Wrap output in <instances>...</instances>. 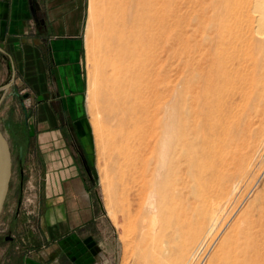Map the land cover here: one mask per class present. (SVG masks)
I'll return each instance as SVG.
<instances>
[{
  "label": "rangeland",
  "instance_id": "374dc122",
  "mask_svg": "<svg viewBox=\"0 0 264 264\" xmlns=\"http://www.w3.org/2000/svg\"><path fill=\"white\" fill-rule=\"evenodd\" d=\"M101 3L86 0L82 111L68 123L77 133L74 139L80 154L76 162L96 216L76 233L64 237L52 234L53 217L48 210L55 204L46 195L44 153L36 136L39 130L33 127V121L27 122L18 100L13 105L0 103V127L8 139L12 159L0 213V264H8V259H42L44 263L57 259L58 264H207L224 237H229L227 244L232 254L223 260H243L241 249L253 248L252 260L264 264V1L189 0L192 7L203 12L208 35L219 36L226 53L239 57L245 92L235 98V103L230 105L228 99L229 104H222L221 120L216 121L219 124L213 138H218L222 156L217 158L214 169H208V179L223 184L224 210L215 230L217 235L213 239L214 232L202 245L200 238H192L190 228L182 236L172 229L151 228L140 205L128 210L124 175L129 167L115 164L104 131L107 124L101 107L102 53L98 46ZM180 11L183 13V8ZM175 48L173 55L165 47L155 53L159 60L153 68L159 75V90L167 89L165 98L185 84L188 73L183 52L179 46ZM160 106L153 103L151 109L155 111ZM135 125L136 128L126 125L127 132L139 133L149 123ZM133 143L138 160L151 162L144 181L138 180L145 184L153 177L152 154L145 150L141 153ZM191 170L192 177L185 180L196 182V166Z\"/></svg>",
  "mask_w": 264,
  "mask_h": 264
},
{
  "label": "bare ground",
  "instance_id": "6f19581e",
  "mask_svg": "<svg viewBox=\"0 0 264 264\" xmlns=\"http://www.w3.org/2000/svg\"><path fill=\"white\" fill-rule=\"evenodd\" d=\"M101 2L98 46L104 131L115 164L129 167L124 175L128 210L140 205L151 228L172 229L180 236L190 228L192 238H200L202 245L208 236L217 235L224 210L225 188L208 179V169H214L222 156V146L213 138L221 106L230 100L231 105L245 93L239 57L226 53L219 36L208 35L203 12L189 0ZM175 45L186 58L188 73L185 84L165 98L167 89L159 90V75L153 68L158 59L155 53L165 47L173 55ZM153 103L161 106L152 111ZM147 122L146 130L127 132L126 125L136 128L135 124ZM132 142L136 150L152 154L153 177L145 184L138 180L144 181L151 162L138 160ZM195 166L196 182L186 181ZM228 238L220 241L207 264L260 263L252 260L253 248L241 249L243 260H223L232 254Z\"/></svg>",
  "mask_w": 264,
  "mask_h": 264
},
{
  "label": "crops",
  "instance_id": "0c3cea01",
  "mask_svg": "<svg viewBox=\"0 0 264 264\" xmlns=\"http://www.w3.org/2000/svg\"><path fill=\"white\" fill-rule=\"evenodd\" d=\"M85 9L86 0H0V103L18 100L27 122L39 130L46 195L55 204L48 215L58 237L78 232L96 216L76 162L77 133L68 125L82 111Z\"/></svg>",
  "mask_w": 264,
  "mask_h": 264
},
{
  "label": "water",
  "instance_id": "95a60500",
  "mask_svg": "<svg viewBox=\"0 0 264 264\" xmlns=\"http://www.w3.org/2000/svg\"><path fill=\"white\" fill-rule=\"evenodd\" d=\"M11 165L12 159L9 142L0 127V213L9 187Z\"/></svg>",
  "mask_w": 264,
  "mask_h": 264
}]
</instances>
